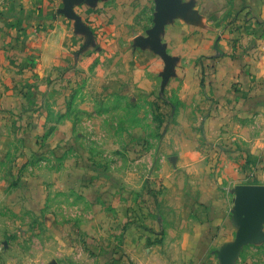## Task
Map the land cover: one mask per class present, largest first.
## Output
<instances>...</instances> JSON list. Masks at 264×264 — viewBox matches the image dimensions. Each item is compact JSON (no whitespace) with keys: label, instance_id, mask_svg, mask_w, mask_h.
Returning <instances> with one entry per match:
<instances>
[{"label":"rangeland","instance_id":"obj_1","mask_svg":"<svg viewBox=\"0 0 264 264\" xmlns=\"http://www.w3.org/2000/svg\"><path fill=\"white\" fill-rule=\"evenodd\" d=\"M96 1H76L67 12L62 0L57 14L67 30L58 24L48 32L89 40L87 59H75L71 70L58 76L21 74L10 80L46 86L21 90L13 124H0V264H144L150 259L148 264H177L184 236L173 198L197 184L203 171L224 182L222 155L229 150L218 138L221 124L209 122L215 105L203 104L206 91L190 99L202 96L199 105L185 103L179 87L190 83L181 71L184 59L171 53L163 36L164 52L154 47L150 29L159 0ZM85 2L88 11L78 9ZM181 2L187 8L177 13L189 12V1ZM199 33L196 27L190 42L178 49L180 56L197 54L188 65L198 70L204 68L195 51L205 43L201 36L209 45L215 41V35ZM243 125L256 134L264 129L261 122ZM259 159L248 155L239 160V176L228 175L238 186L263 183L264 158ZM174 227L181 229L171 234L178 246L167 250L168 230ZM245 244L228 264L249 262L253 251Z\"/></svg>","mask_w":264,"mask_h":264},{"label":"crops","instance_id":"obj_2","mask_svg":"<svg viewBox=\"0 0 264 264\" xmlns=\"http://www.w3.org/2000/svg\"><path fill=\"white\" fill-rule=\"evenodd\" d=\"M185 1H189L192 6L190 11L175 13L167 18L160 36L168 43L171 53L185 61L181 71L190 83L179 86L185 92V103L189 106L199 105L202 96L200 100L193 98V102L190 99L200 91L207 92L208 99L203 104L207 107L215 105L212 111L214 116L209 117V122L221 124L218 138L227 141L223 146L229 151L222 155L225 163L221 177L224 182H215L210 176L204 175L203 171L197 184H189L181 196L173 198V213L175 218L183 221L184 236L180 250L182 259L177 264H221L219 253L237 238L242 227V216L235 211L237 180L228 173L238 177L241 162L248 155L264 158V129L256 134L254 128L243 125L247 121L264 125V0ZM61 2L0 0V79L3 80L0 81V118L4 120L0 124H13L12 116L16 110L13 104L21 90L32 92L46 86L43 83H32L31 80L25 82L23 79V83L11 84L10 80H15V76L36 73L58 76L63 72L68 73L75 59H87L84 52L89 53L93 47H90L89 40L86 42V39L79 36L73 39L67 38L68 35L50 34L51 30L61 24L60 21L65 20L57 14ZM88 4L90 2H85L78 9L87 10ZM191 20H196V24H192ZM60 26L64 32L67 30L66 22ZM196 27L201 35H215L213 45H209L210 41L203 40L201 36L202 43H205L195 50L202 56L204 68L200 70L194 69L195 65H188L190 59H197V54L193 57L191 54H179L180 46L190 42L189 36ZM80 48L83 51L81 54ZM93 52L91 58L96 57L100 50ZM202 80L204 84L199 82ZM27 100H30V94ZM3 135L2 139L6 142L9 135ZM254 137H262V141H254ZM228 139H240L245 144L234 146L235 143ZM178 230L181 231L178 227L168 230L167 250L178 246L171 235L178 234ZM136 238V250H141L143 245L138 243L139 237ZM245 243L244 246L253 251L247 264H264V223L260 237ZM260 247L263 249L262 255L256 253ZM151 249L155 251L154 247ZM152 261L150 259L142 263Z\"/></svg>","mask_w":264,"mask_h":264},{"label":"water","instance_id":"obj_3","mask_svg":"<svg viewBox=\"0 0 264 264\" xmlns=\"http://www.w3.org/2000/svg\"><path fill=\"white\" fill-rule=\"evenodd\" d=\"M76 1L82 0H65V11H69V7ZM91 1V0H90ZM161 7L158 10V16L155 19L154 26L150 29L152 41L156 50L164 52L160 46L159 34L164 27L167 18L173 16L178 10H185L187 5L181 0H159ZM237 197L235 200V211L241 215L240 222L242 224L235 242L230 243L223 250L225 264H228L227 258L237 252L238 247L247 241L257 239L261 235L264 223V185L252 184L238 186Z\"/></svg>","mask_w":264,"mask_h":264},{"label":"built area","instance_id":"obj_4","mask_svg":"<svg viewBox=\"0 0 264 264\" xmlns=\"http://www.w3.org/2000/svg\"><path fill=\"white\" fill-rule=\"evenodd\" d=\"M4 1H8V0H4Z\"/></svg>","mask_w":264,"mask_h":264}]
</instances>
